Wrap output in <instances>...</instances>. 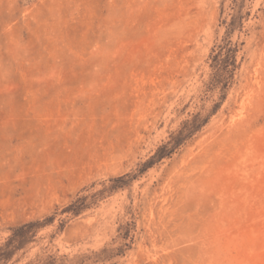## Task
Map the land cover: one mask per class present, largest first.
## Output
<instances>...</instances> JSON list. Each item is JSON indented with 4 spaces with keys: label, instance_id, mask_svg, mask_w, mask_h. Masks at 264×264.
<instances>
[{
    "label": "rangeland",
    "instance_id": "374dc122",
    "mask_svg": "<svg viewBox=\"0 0 264 264\" xmlns=\"http://www.w3.org/2000/svg\"><path fill=\"white\" fill-rule=\"evenodd\" d=\"M0 264H264V0H0Z\"/></svg>",
    "mask_w": 264,
    "mask_h": 264
}]
</instances>
